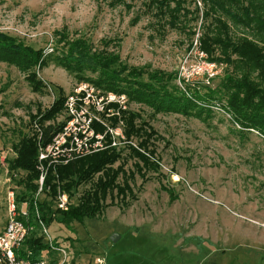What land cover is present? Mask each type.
Returning a JSON list of instances; mask_svg holds the SVG:
<instances>
[{
	"label": "rangeland",
	"instance_id": "374dc122",
	"mask_svg": "<svg viewBox=\"0 0 264 264\" xmlns=\"http://www.w3.org/2000/svg\"><path fill=\"white\" fill-rule=\"evenodd\" d=\"M186 2L191 14L194 5L201 7L199 0ZM147 3L0 0V32L49 53L56 42L54 33L63 31L85 38L95 48L107 43L127 66L177 75L187 50L192 51L195 34L189 39L181 30L157 23ZM37 73L46 84L41 93L32 92L14 67L0 63V233L7 220V191L19 190L12 178L19 179L21 173L11 176L6 167V159L14 157L18 132L27 133L29 116L48 108L58 90L65 99L78 83L53 65ZM216 84L214 80L212 86ZM125 100L127 111L139 112L155 131L159 171L145 173V181L135 177L136 200L128 207L114 203L99 218L50 224L47 236L66 253L55 264H264L262 139L253 132L243 134L219 110L205 121L174 113L152 115L146 106ZM65 114L63 100L58 121H64ZM100 117L107 123L118 121L114 127L125 135L124 121L122 125L117 116ZM125 139L131 142L128 147L138 149L135 141ZM132 163L125 168L131 169ZM36 170L39 177L37 166ZM37 181L35 198L43 199ZM82 189L70 201L65 195L68 205ZM63 195L58 190L53 199L59 209Z\"/></svg>",
	"mask_w": 264,
	"mask_h": 264
},
{
	"label": "trees",
	"instance_id": "16d2710c",
	"mask_svg": "<svg viewBox=\"0 0 264 264\" xmlns=\"http://www.w3.org/2000/svg\"><path fill=\"white\" fill-rule=\"evenodd\" d=\"M109 1L110 6L125 2ZM199 3L201 7L194 5L193 14L186 0H148L146 10L157 23L181 30L189 39L198 32L200 49L208 61L224 66L214 78L215 86L213 80L209 86L184 84L180 88L174 72L127 66L119 61L116 52L108 50L107 43L95 48L85 38H73L63 31L54 33L56 42L49 53L0 32V63L21 73L34 93H41L46 86L37 72L53 65L78 83L125 95L129 103L146 106L152 115L174 113L207 121L214 109L219 110L243 134L253 132L264 142V0H199ZM198 22L199 27L192 28ZM63 100L64 94L58 90L48 108L29 116L27 133L18 132V140L12 145L14 157L6 159L11 176L21 173L19 179L12 178L19 187L15 202L17 209L25 205L28 213L25 225L31 227L16 253L18 259L37 261L49 250L38 221L46 228L52 223L67 225L84 218H99L114 203L128 207L136 200L135 177L145 181V173L159 171L155 131L141 119L139 112L122 111L119 114L125 124L124 136L135 141L138 149L126 146L117 152L108 148L51 167L44 183L48 189L42 191L45 198H35L37 147L50 142L60 130L63 122L58 118ZM34 123L39 130L33 127ZM130 160L131 169H126ZM79 188L83 189L74 204L66 210L56 206L53 199L58 190L69 200ZM108 198L110 202L106 204ZM56 261L57 258L51 257L47 264Z\"/></svg>",
	"mask_w": 264,
	"mask_h": 264
},
{
	"label": "built area",
	"instance_id": "2783aa9c",
	"mask_svg": "<svg viewBox=\"0 0 264 264\" xmlns=\"http://www.w3.org/2000/svg\"><path fill=\"white\" fill-rule=\"evenodd\" d=\"M198 38L197 32L190 46L192 51L187 50L176 75V84L180 88H183L184 84H196L198 80L201 82L200 85L209 86L223 70L222 65L208 61L207 55L200 49ZM125 99L127 98L123 94L102 92L86 82L77 83L71 94H67L64 99L66 114L60 130L47 144H38L36 159V166L40 171L37 181L38 193H42V186L49 168L67 164L75 157L79 158L105 148L108 149V147L121 150L131 143L125 139L126 137L117 127H114L118 126V121L117 123L108 122L109 125L100 117V115L107 118L117 116L119 123L123 125L119 113L127 111ZM33 127L39 130L35 123ZM96 127H100L101 130H97ZM106 131L107 133L104 134ZM23 206L17 209L14 191H7V220L0 233V264H47L49 253H55L64 258L65 250L53 245L46 234V227L38 221L41 234L44 240L46 238L49 250L43 253L37 261L18 259L16 253L21 248L28 231L31 230V227L28 228L25 225L28 213L24 204ZM33 206L35 218L38 220L34 202ZM67 207L66 197L63 195L61 209L66 210Z\"/></svg>",
	"mask_w": 264,
	"mask_h": 264
},
{
	"label": "crops",
	"instance_id": "0c3cea01",
	"mask_svg": "<svg viewBox=\"0 0 264 264\" xmlns=\"http://www.w3.org/2000/svg\"><path fill=\"white\" fill-rule=\"evenodd\" d=\"M57 246H58V245H57ZM58 247H60V246H58ZM61 248H62V247H61ZM47 256H48L47 263H48L49 260H51V257H52V258H57V257H58V255L55 254V253H49Z\"/></svg>",
	"mask_w": 264,
	"mask_h": 264
},
{
	"label": "water",
	"instance_id": "95a60500",
	"mask_svg": "<svg viewBox=\"0 0 264 264\" xmlns=\"http://www.w3.org/2000/svg\"><path fill=\"white\" fill-rule=\"evenodd\" d=\"M112 240H114V236L112 237Z\"/></svg>",
	"mask_w": 264,
	"mask_h": 264
}]
</instances>
